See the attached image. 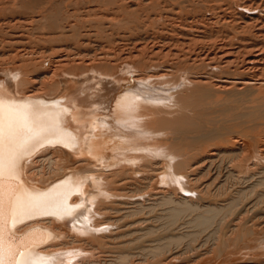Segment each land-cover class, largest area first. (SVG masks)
<instances>
[{
  "label": "bare ground",
  "instance_id": "obj_1",
  "mask_svg": "<svg viewBox=\"0 0 264 264\" xmlns=\"http://www.w3.org/2000/svg\"><path fill=\"white\" fill-rule=\"evenodd\" d=\"M28 260L264 264V0H0V264Z\"/></svg>",
  "mask_w": 264,
  "mask_h": 264
},
{
  "label": "rangeland",
  "instance_id": "obj_2",
  "mask_svg": "<svg viewBox=\"0 0 264 264\" xmlns=\"http://www.w3.org/2000/svg\"><path fill=\"white\" fill-rule=\"evenodd\" d=\"M132 74H133V78H134V79H132V80H135V79H136V75H137V73H136V72H131V75H132ZM99 78H101V77H99ZM66 160H67V159H66ZM79 203H81V201H80ZM86 209H87V208H86ZM83 210H84V211H83ZM83 210H82L83 213L87 211V210H85V209H83ZM82 212H81V213H82Z\"/></svg>",
  "mask_w": 264,
  "mask_h": 264
},
{
  "label": "snow or ice",
  "instance_id": "obj_3",
  "mask_svg": "<svg viewBox=\"0 0 264 264\" xmlns=\"http://www.w3.org/2000/svg\"><path fill=\"white\" fill-rule=\"evenodd\" d=\"M26 264H34V261L28 260V261H26Z\"/></svg>",
  "mask_w": 264,
  "mask_h": 264
}]
</instances>
